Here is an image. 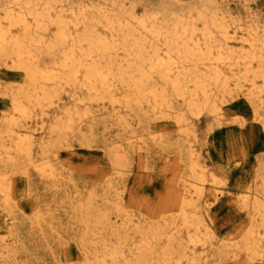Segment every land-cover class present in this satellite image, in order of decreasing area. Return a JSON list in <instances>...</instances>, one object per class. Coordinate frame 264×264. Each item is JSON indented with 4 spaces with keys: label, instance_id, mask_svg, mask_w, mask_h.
<instances>
[{
    "label": "bare ground",
    "instance_id": "1",
    "mask_svg": "<svg viewBox=\"0 0 264 264\" xmlns=\"http://www.w3.org/2000/svg\"><path fill=\"white\" fill-rule=\"evenodd\" d=\"M221 4L0 0V66L20 74L19 81L0 87L6 98L0 110V206L6 216L17 197L13 175L29 177L34 170L57 185L64 177L55 162L57 149L71 145L72 138L87 147L101 140L118 172L130 152L148 151L147 141L126 136L132 124L172 119L180 138L174 145L183 160V169L174 166L168 186L175 200L166 210L172 213L158 215L155 222L135 220L120 200L108 198L107 190L115 186L111 178L104 180L100 196L104 207L95 206V192L78 196L77 203L70 198L69 212L82 227L81 264H225L228 258L264 264V154L235 196L245 215L242 223L218 238L200 213L199 201L218 199L222 181L195 154L190 118L223 121L222 104L244 95L253 125L264 129V21L260 25L246 10L234 16ZM64 93L72 102L47 117ZM94 106L105 112L96 113ZM37 115L40 121L33 119ZM108 119L121 130L114 141L97 132L99 122L105 126ZM245 120L236 124L241 127ZM42 220L35 217L38 225ZM5 226L2 258L15 254L18 236L12 223Z\"/></svg>",
    "mask_w": 264,
    "mask_h": 264
},
{
    "label": "rangeland",
    "instance_id": "2",
    "mask_svg": "<svg viewBox=\"0 0 264 264\" xmlns=\"http://www.w3.org/2000/svg\"><path fill=\"white\" fill-rule=\"evenodd\" d=\"M220 4L223 7L228 6V10L234 16H241L246 10L249 16H254V19L256 17L255 20L258 18L260 25L264 21V0H220ZM137 9L141 10V6H137ZM19 80L20 74L17 70L0 66L1 89ZM5 99L0 93V110L6 104ZM71 102L72 100L64 93L61 100L48 108L47 117L55 115L61 107L63 109ZM222 107L223 121L219 122L209 115L190 118L193 127L190 143L194 145L195 154L201 158L198 157L207 171H214L213 173L222 181L220 183L222 192L218 199H210L207 203L199 201V204H202L200 213L218 238L225 236L233 226L245 220V215L236 207L237 197L235 196L242 189V185L248 181V177L258 168L257 158L264 154V129L253 125L250 118L252 107L244 95L225 101ZM93 109L98 114L105 112L98 106H94ZM43 117L46 119V115ZM243 118L246 120L240 127L236 123ZM33 119L40 121V116L37 115ZM105 123L106 125L103 126V122H99L96 127L97 132L107 138V141L116 140L121 133L120 128L110 119ZM85 124L86 122L83 126ZM149 132L151 134H148ZM177 134L178 129L172 119L157 118L148 124L142 123L141 126L135 122L131 125L130 132H126V136H139L138 140L147 141V154L145 149L136 148L130 152L127 165L118 172L112 168L113 165L110 163L106 150L100 146L101 140H98L97 146L87 147L81 146L75 137L72 138L69 147L61 146L57 149L58 158L55 162L58 167H63L64 177L60 179L61 181L58 179L54 187L51 186V181L40 178L34 170L30 171L29 177L16 172L13 175V189L17 197L9 207L13 219L11 216H6V210L0 206V236L7 233L5 225L12 223L14 232L18 235L15 243L13 242L16 251L15 254L3 256V258L0 256V264L3 262L8 264H81L83 255L78 246L77 236L82 227L72 218L69 199L77 203L78 196L80 199L89 192H95V206L104 207L100 196L106 188L104 180L109 178L115 186L107 190L108 198L114 202L120 200L135 220L139 216L155 222L158 215L171 214L172 212L166 210L174 204L175 200L169 194L170 178L174 166L178 163L183 169V162H181L183 160L179 158V152L174 145L180 139ZM65 194L67 198L64 197ZM37 215L43 217L40 225L35 222ZM242 261L243 258L237 262L228 258L225 264H244Z\"/></svg>",
    "mask_w": 264,
    "mask_h": 264
}]
</instances>
